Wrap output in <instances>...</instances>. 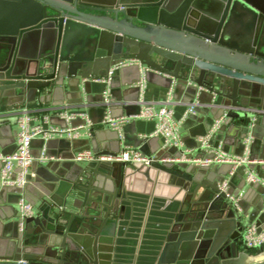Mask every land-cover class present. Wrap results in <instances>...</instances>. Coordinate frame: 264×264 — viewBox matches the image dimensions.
Segmentation results:
<instances>
[{
    "label": "water",
    "instance_id": "95a60500",
    "mask_svg": "<svg viewBox=\"0 0 264 264\" xmlns=\"http://www.w3.org/2000/svg\"><path fill=\"white\" fill-rule=\"evenodd\" d=\"M235 6L243 9L246 21L240 31L227 25ZM33 33L40 41L30 56L22 50L31 46ZM124 61L136 63L117 69L111 82L119 78L133 87L145 69L146 82L172 88L174 101L185 96L195 113L197 104L206 107L212 121L207 133L225 117L211 138L213 145L223 141L227 150L236 139L244 146L252 134L264 149V0H0V136L13 112L27 103L39 102L51 112L84 106L92 99V82ZM102 102L105 116L116 118L103 95ZM65 143L75 148V155L93 149L88 139ZM96 154L119 155L110 150ZM65 158L32 169L29 182L37 192L31 200L28 186L0 190V205L7 194L18 205L23 193L33 208L40 203L32 217L17 216L15 225L23 226V232L7 228L0 240V264H112L111 228L124 211L121 203L128 202L123 198L126 164L80 166ZM256 159L264 156L252 157ZM141 167L168 175L181 195L156 264H264V258H256L264 247L254 255L243 242L254 217L264 218L263 208L250 211L245 195L222 191L224 177L213 167L183 162ZM210 177L216 178L207 182Z\"/></svg>",
    "mask_w": 264,
    "mask_h": 264
},
{
    "label": "crops",
    "instance_id": "0c3cea01",
    "mask_svg": "<svg viewBox=\"0 0 264 264\" xmlns=\"http://www.w3.org/2000/svg\"><path fill=\"white\" fill-rule=\"evenodd\" d=\"M89 2L99 4H113L117 0H88ZM151 0H122L126 3L134 2H148ZM240 6H235L231 10L227 25L231 31H240L245 28L246 21L243 18ZM30 45L24 47L22 53L34 55L37 51L40 37L33 33L29 36ZM132 65L125 66L131 67ZM117 75V73H116ZM139 87L133 85L130 87L119 78L110 85L102 81L92 82V99L85 103L84 106H64L58 111H48L50 107L39 102L27 103L23 108L13 112V117L10 118L9 124L5 126L4 131L0 136V154H11L16 149V134H17V119L21 112L27 111L37 115L38 121L42 120L45 126H64L65 121L55 115L56 112H82L85 113L92 124V129L87 128L82 130L83 137L80 139H88L93 147L92 153L106 152L108 150L120 153L124 149H135L140 151L144 156H168L170 158L179 157L181 150L176 147H164V141L161 137L154 135L156 130V121H149L143 119H136L125 123L121 128V137L118 131L104 126L103 120L105 118V109L102 102V95L104 90L108 91L107 100L110 102V110L114 117H129L137 116L142 109L143 102L147 104L162 105L166 103L167 93L169 90L164 89L155 84L146 82L145 87L139 91ZM185 96L180 100L174 101L169 105L174 111L176 119H181L185 110L188 108ZM196 112L189 116L182 124L180 133L183 142L182 151L188 155L193 151L198 156L202 157L204 154L197 150V144L200 136H203L211 128V119L209 118L206 107L203 104H197ZM219 116L220 110L215 111ZM111 116L110 113H108ZM216 115V116H217ZM44 117H48L47 122L43 121ZM56 117L57 120H53ZM74 126L84 125L85 121L76 119L73 121ZM261 132L258 130V134ZM252 137V134H250ZM68 139H53L52 145H47V142L36 139L32 142V153L39 157L43 152L45 155L50 154L49 160L54 162H64V157L69 162L74 161L75 148L71 144H66ZM79 140V139H77ZM255 137H252L250 148L251 158L264 156V149L258 145ZM223 141H219L217 145H221L222 149L234 156L244 155V146L239 145L236 139H232L227 150L225 149ZM78 146L76 149H80ZM69 158V159H68ZM68 162V163H69ZM32 166V169L42 167L45 163H39ZM71 164V163H70ZM69 164V165H70ZM77 165H84L76 163ZM72 171L75 169L74 164H71ZM213 167L214 173H219L224 177L223 182L228 180V188L230 192L246 196V208L250 211H255L263 208L264 211V187L260 184L248 185L245 181L244 168H239L233 176H229L232 166L229 164H216ZM2 163L0 161V172ZM256 172L259 176L264 177V167L256 166ZM71 171V172H72ZM111 169L108 170V175H111ZM219 177V176H216ZM216 177L206 179L207 182H213ZM230 182V184H229ZM27 196L31 200L36 195L37 187L33 182L27 185ZM230 186V187H229ZM179 188L171 184L170 177L164 173H160L153 168H143L141 166L126 165L124 174V194L128 202H122L124 211L116 218V225L113 226V236L110 239L109 246L112 247L110 259L112 264H156L158 256L161 254L166 240L169 236L172 225L174 224L175 216L179 208ZM16 200L12 194L6 195V200L0 205V240H3L7 228L11 233L23 232L24 227L15 225L18 212V205L10 203ZM40 203L34 208L38 213ZM254 217L248 226H256L260 231H264V218L257 221ZM84 232V231H82ZM88 234V232L86 233ZM108 246V244H105ZM104 245V246H105ZM245 247V246H244ZM256 255V251H252ZM258 260L264 258V254L256 255Z\"/></svg>",
    "mask_w": 264,
    "mask_h": 264
},
{
    "label": "built area",
    "instance_id": "2783aa9c",
    "mask_svg": "<svg viewBox=\"0 0 264 264\" xmlns=\"http://www.w3.org/2000/svg\"><path fill=\"white\" fill-rule=\"evenodd\" d=\"M134 61H124L114 66L108 73L107 77L100 79V81L110 85L113 74L120 67L133 65ZM145 69H141L142 77L137 83V86L142 90L146 85ZM108 91L103 92L105 100H107ZM173 90L169 89L167 93L166 103L162 105L147 104L142 101L143 106L137 116H127L121 118H112L107 114L103 120L104 126L118 131L121 137L122 126L132 120L143 119L149 121H156V130L154 135L159 136L164 141V147H176L181 150V155L175 158H162L158 156H144L140 151L135 149H124L116 157L100 156L91 151L82 152L74 156V161L77 163L87 162H120L126 165H141L150 166L153 163H187L189 165L199 167H211L216 164H229L232 170L229 176H233L239 168H244L245 181L248 185L260 184L264 187V177L258 175L255 170L256 166L264 167V159L252 160L250 156V148L252 137L248 135L243 140L244 155L234 156L226 153L221 145H213L211 143L212 136L225 123V117L220 118L215 122L212 129L207 135L200 137L198 140V152L203 153L202 157L198 156L195 150L193 157H188V154L182 151L183 142L181 138L180 129L182 124L195 113L194 105L188 106L181 119H176L174 111L169 105L172 103ZM55 115L61 117L65 121V127L59 126H45L42 120L38 121L37 115L27 111L21 112L17 119V134H16V149L13 153L3 155L0 154V161L2 168L0 172V190L2 188H17L25 190L29 183V177H34L32 166L34 162L46 163L49 158L43 152L39 157H35L32 153V142L36 139H41L45 142L53 139H68L77 140L83 137L82 130L87 128L92 129V124L88 116L82 112H56ZM76 119H82L85 124L73 126L72 122ZM48 117H44L43 121L47 122ZM222 191L228 189V180L223 182L220 186ZM20 218L26 219L34 215L33 206L23 197L18 202ZM243 242L246 249L249 251H256L264 247V231H259L256 226H249L243 231Z\"/></svg>",
    "mask_w": 264,
    "mask_h": 264
},
{
    "label": "rangeland",
    "instance_id": "374dc122",
    "mask_svg": "<svg viewBox=\"0 0 264 264\" xmlns=\"http://www.w3.org/2000/svg\"><path fill=\"white\" fill-rule=\"evenodd\" d=\"M236 194V193H235Z\"/></svg>",
    "mask_w": 264,
    "mask_h": 264
}]
</instances>
